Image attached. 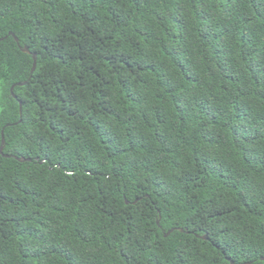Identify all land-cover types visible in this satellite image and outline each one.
I'll use <instances>...</instances> for the list:
<instances>
[{
  "label": "trees",
  "instance_id": "trees-1",
  "mask_svg": "<svg viewBox=\"0 0 264 264\" xmlns=\"http://www.w3.org/2000/svg\"><path fill=\"white\" fill-rule=\"evenodd\" d=\"M0 38V264H264V0H0Z\"/></svg>",
  "mask_w": 264,
  "mask_h": 264
},
{
  "label": "water",
  "instance_id": "water-1",
  "mask_svg": "<svg viewBox=\"0 0 264 264\" xmlns=\"http://www.w3.org/2000/svg\"><path fill=\"white\" fill-rule=\"evenodd\" d=\"M13 34V33H11ZM16 40L19 42V39L18 37H15ZM0 39H3V38H0ZM22 49L25 51V52H28V53H32L31 50L29 49L28 46H24L22 47ZM33 58H34V66H33V69L32 71L35 70L36 68V64H37V54L36 53H33ZM26 82L25 81H22V82H18L17 84L19 85H23L25 84ZM16 84H13L12 88H11V92L13 93V90H14V87H15ZM21 104V109H22V103L20 102ZM4 147H5V137H4V131H2V146L0 148L1 152L4 151ZM5 156L7 157H10V156H14L16 159L20 160V161H32L33 159L30 158V157H25V156H19V155H11V154H5ZM137 200H135L134 202H136ZM128 202V201H127ZM183 230V229H181ZM172 230H170L169 232H167V234H169ZM166 234V235H167ZM203 238L207 239L208 238V235H204ZM262 259L264 260V257H262ZM252 262H244V263H241V264H251ZM232 264H236L233 260H232Z\"/></svg>",
  "mask_w": 264,
  "mask_h": 264
}]
</instances>
